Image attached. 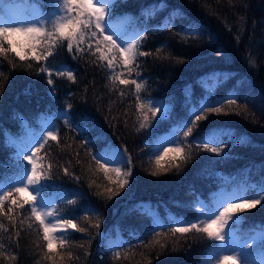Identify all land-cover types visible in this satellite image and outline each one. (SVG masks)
I'll use <instances>...</instances> for the list:
<instances>
[{
  "label": "trees",
  "instance_id": "16d2710c",
  "mask_svg": "<svg viewBox=\"0 0 264 264\" xmlns=\"http://www.w3.org/2000/svg\"><path fill=\"white\" fill-rule=\"evenodd\" d=\"M2 4L21 5L25 14L38 7L45 18L57 10L49 0H0ZM144 9L155 14H142ZM113 11L114 21L127 14L129 34L144 36L140 50L151 53L137 57L131 75L122 64L109 69L87 43L77 58L67 51L66 42L47 62L20 61L11 52L0 55V183L23 176L26 163L17 154L24 132L38 134L40 122L67 108L69 120L60 122L57 139L47 140L36 155L38 172L51 175L40 186L59 201L61 217H74L73 223L88 229L87 234L68 229L57 235L49 252L31 202L25 204L13 192L0 212V264H200L210 247L206 234L193 230L173 236L170 227L190 222L199 226L205 214L199 203L210 209L245 189L253 195L252 186L264 185V0H116ZM47 47L40 43L37 52ZM45 64L47 70L41 73ZM60 67L70 68L75 80L56 77ZM115 75L135 79L143 88L137 94L134 85L114 83ZM229 97L236 98L235 105H228ZM138 98L141 103L162 99L166 115L151 118L149 126L140 129L147 110L137 111ZM204 104H215L228 114H208L185 138L191 109ZM172 129L180 131L177 143L185 152L191 149V159L179 169L152 176L157 141ZM205 133L217 137L211 146L223 149L221 155L203 148ZM241 136L248 141L238 144ZM109 146L127 160L131 157L132 174L123 190L114 183L118 178L105 174L93 159ZM159 155L167 166L173 153ZM109 188L119 192L111 200ZM68 198L77 204L68 205ZM240 216V222L231 224L234 234L246 238L264 230V202ZM97 219L100 228H89ZM115 231L125 246L99 251L104 235ZM156 232L162 236L157 238ZM155 239L165 247L155 245Z\"/></svg>",
  "mask_w": 264,
  "mask_h": 264
},
{
  "label": "snow or ice",
  "instance_id": "6c2138e0",
  "mask_svg": "<svg viewBox=\"0 0 264 264\" xmlns=\"http://www.w3.org/2000/svg\"><path fill=\"white\" fill-rule=\"evenodd\" d=\"M53 3L55 9L53 10L48 20L41 10L37 7L32 9L23 18L12 17L11 22L8 16L0 17L3 23H0V55L7 56L9 52L14 53L20 61L32 59L39 63L40 61H49L56 52L62 49L66 42L67 51L73 54L74 58L80 57L84 52L82 45L88 44V50L91 51L93 48L98 54V59L103 62H107V67L113 69L115 64H122L131 75L135 68L132 66L136 64L137 57H148L151 55L148 51L140 50L142 41L145 39L139 32L135 35H130L126 25L130 24V21L124 17L127 14H120L117 20L114 21V5L116 0H49ZM163 7V5H161ZM142 14L154 15L155 10H142ZM45 23H50L51 27L46 28ZM117 23L119 26H117ZM164 27H168L167 24ZM147 31V29H145ZM194 34V33H190ZM14 36L26 37L25 42H17L11 39ZM7 42L8 47H4V42ZM90 41H94V44ZM46 43L47 48L41 53L37 52V44ZM31 53V57H29ZM11 62V61H10ZM47 70V64L40 68V72L43 73ZM60 76H66L69 81H74L75 77L70 68L63 67L58 69ZM51 76V72L48 73ZM136 76L139 77L140 73L136 72ZM113 82H119L120 85H134L136 93L139 94L143 88V84L135 79H127L121 75H115L112 77ZM49 85L53 84V80L49 78L47 80ZM223 104V101H220ZM228 105H235L236 98L229 97L227 99ZM137 111L143 112V119L140 122L139 128L144 129L151 123V118L156 117L157 113L161 114V117L166 115L167 109L153 103H141L139 98L137 99L136 105ZM68 109H71V105H68ZM151 113V117L147 113ZM224 114L227 112L222 111V107H218L215 104H204L203 106L193 110L191 114L186 118L184 127H187V131L183 132L185 138L189 137L194 129L197 127L198 121H203L207 118L208 114ZM63 118L66 122L69 120V111L62 113ZM194 117V119L192 118ZM191 127H188V124ZM70 127H75L74 124H70ZM139 130V129H138ZM79 131V129H77ZM225 135L231 136V132H225ZM203 143V148L206 151L221 155L223 149L219 147H213L211 145L217 142V137L208 135ZM43 139L56 140V134L51 129H46L42 133ZM248 141L247 136H241L238 140V144H244ZM35 145L29 146L18 152V157H22V160L26 162L24 167L23 176L17 185H14L12 191H4L0 195V212L3 210L5 201L13 195V192L23 194L27 196L24 201L27 204L32 201L31 214L39 222L41 229L43 230V238L47 241L48 251H53V244L57 239V233H66L68 229H73L77 232L87 234L88 229L78 227L76 223H73L74 217H60L57 222L52 223L50 220L46 221L45 217H51L52 211H39V209H47L49 206L40 202L39 196L42 180L51 178L50 172L45 174L44 172L37 171V161L34 159L37 153L44 148V144L36 141ZM164 144H175V147H164ZM199 146V145H198ZM164 147V155L169 152L173 153L170 161L167 162V166L162 164L161 161L164 156L157 155L155 160V169L150 173L152 176H158L168 172L171 168L179 169L181 164L191 159V149L185 152V149L176 143L174 138L163 140L157 147ZM29 152L31 155H29ZM93 159L107 174L108 172H114L119 177L118 181L114 183L118 184V189L123 190L129 183V178L132 174V162L131 157L128 158L126 167L124 170L125 161L124 154L118 149H113L110 146L105 147L102 151L95 153ZM27 165L31 166V170H27ZM106 165H112V167H106ZM116 165H120L117 167ZM51 169V165H49ZM65 175H68L67 169H64ZM23 177H26V182ZM254 190L253 195H247V189L244 190L243 194L231 196L228 199H224L216 204L215 207L210 209L201 208L202 212L206 214V220L201 221V225L198 226L195 222H190L189 226H177L170 227V231L173 236L176 233L187 234L193 230L196 233L206 234L210 241L218 242V246L212 247V255L209 264H220V261L231 260L233 264H264V230L249 235L246 238L240 237L233 233L231 224L240 222L243 218L240 214L248 209L256 208L264 202V185L252 186ZM35 192L36 195L31 193ZM108 199L111 200L113 196L118 195V191H113L111 188L107 190ZM239 201V202H237ZM12 203L19 208H23V204H18L15 199ZM68 205H76L77 200L71 198L67 199ZM12 208H8V212L11 213ZM85 220L88 218L85 217ZM89 228H100V220L97 219L94 224H89ZM153 231L155 229L153 228ZM99 235V233H97ZM156 237L162 236L161 232L155 233ZM60 243L63 244L64 240L61 239ZM155 245H159L161 249L165 247L164 243H161L160 239H155ZM83 247V245H79ZM116 256H120V252H116ZM51 259V257H49Z\"/></svg>",
  "mask_w": 264,
  "mask_h": 264
},
{
  "label": "rangeland",
  "instance_id": "374dc122",
  "mask_svg": "<svg viewBox=\"0 0 264 264\" xmlns=\"http://www.w3.org/2000/svg\"><path fill=\"white\" fill-rule=\"evenodd\" d=\"M23 6H21V5H17V4H14V5H12L11 7H10V10H8V9H4V11H5V15L6 16H8L9 18H10V22H11V18L12 17H20V18H23L26 14H25V11H24V9L22 8ZM50 13L51 12H49L48 14L50 15ZM49 15H47L46 16V18H45V20L47 21L48 20V18H49ZM0 23H3V20L2 19H0ZM45 27L46 28H50L51 27V24L50 23H45ZM130 34H133V32H129ZM12 39L14 40V41H17V42H25L26 40H27V38L26 37H22V36H14V37H12ZM38 45L39 44H37V47H38ZM43 47H44V45H43ZM58 69H61V67L60 68H58ZM57 69V70H58ZM56 70V77H66V76H60L59 74H58V71ZM144 103H153V104H157V105H159V106H161V107H164V103H163V100H160V101H156V100H146V101H144ZM165 108V107H164ZM67 110V108H64V109H62V111H61V113H59V115L56 117V118H54V119H47L46 121H43V123H41V127L43 128V131L44 130H46V129H51V130H53L54 132H55V134H56V132H57V127L59 126V124H60V122H64L65 121V119L63 118V116H62V113L64 112V111H66ZM193 111V109H191V111H190V113ZM157 115H161L160 113H157ZM43 131L41 132V133H38V134H35L34 133V131L31 129V130H28V131H26V132H24V138H23V140H24V142H26V145H27V147H29V146H32V145H35L36 147H39V145L38 144H36V141L37 140H39L40 141V143H44L45 142V140L43 139V136H42V133H43ZM180 133V131L178 132L176 129H172L171 131H169V132H167L166 134H164L162 137H161V139H160V141H158L159 143L157 144V146L163 141V140H167V139H171V138H174L175 139V141H176V143L178 142V139H177V137H178V134ZM56 136H57V134H56ZM156 146V147H157ZM156 147H155V150H154V153L156 154V155H159V154H161L162 152H164V147H175V144H164V147H161V148H159V151L157 152L156 151ZM22 149H24V147H22ZM21 149V150H22ZM29 155H31V153L29 152ZM34 159H36V161H37V158L36 157H34ZM21 161L22 162H24L23 160H22V158H21ZM124 161H125V167H124V170L126 171L127 170V167H126V164H127V159L125 158V156H124ZM24 163H26V162H24ZM117 167H119L120 165H116ZM106 167H112V165H106ZM27 169H28V171H30L31 170V166L30 165H27ZM38 169H39V166H38V161H37V171H38ZM110 173H112V175H114L116 178H118L119 179V177L116 175V173H114V172H111L110 171ZM23 179H24V181L26 182V177H23ZM21 180V179H20ZM20 180H16L13 184H12V188H13V186L14 185H17L18 184V182L20 181ZM39 188H40V193H39V196H40V198H41V200H40V202L42 203V204H45V205H48L49 207L47 208V209H44V208H41V209H39V211H47V210H51L52 211V216L51 217H45V219H46V221H51L52 223H55V222H57V220L61 217V214L58 212V209H59V201H56V199H55V196L54 195H49V196H47L46 194H44L43 193V188L39 185L38 186ZM0 189H2V190H4V191H6V187L5 186H3V185H0ZM3 194V192L2 191H0V195H2ZM19 194V196L22 198V199H24V200H26L27 199V196H24L23 194H20V193H18ZM32 195H36V193L35 192H32L31 193ZM31 202V206H32V201H30ZM202 207H204V204L203 203H199V205H198V209L199 210H201V208ZM202 216V219H201V221L202 220H206V214H201ZM233 224H235V223H233ZM232 224V225H233ZM201 225V223H199V226ZM177 226H185V225H180V224H176L175 225V227H177ZM189 226V225H188ZM236 226H237V224L235 225V228H236ZM232 231H233V233H234V228H232ZM257 232H255V233H253V234H256ZM252 234V235H253ZM56 235H60V236H63L64 235V233H57ZM117 235V234H116ZM118 236V235H117ZM115 237V236H109V235H104V238H103V241L101 242V244H100V246H99V251H111V252H113V251H115L116 249H117V247H119L121 244H123V243H125V241H123L122 239H121V237ZM103 237V236H102ZM56 245V242H54V244H53V247ZM213 246H218V242H214V241H210V247H209V249H208V251L206 252V254H205V256H204V258H203V260L201 261V263L200 264H209V261H210V259H211V255H212V247ZM213 264H215V262L213 261ZM220 264H233V262L231 261V260H229V261H220Z\"/></svg>",
  "mask_w": 264,
  "mask_h": 264
}]
</instances>
